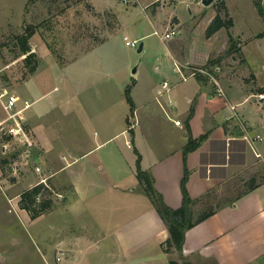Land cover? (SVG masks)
Listing matches in <instances>:
<instances>
[{
    "label": "rangeland",
    "instance_id": "374dc122",
    "mask_svg": "<svg viewBox=\"0 0 264 264\" xmlns=\"http://www.w3.org/2000/svg\"><path fill=\"white\" fill-rule=\"evenodd\" d=\"M216 15L224 21L231 18L233 25L207 37L206 28ZM29 25L36 28L29 38L34 56L26 61L19 36ZM169 27H176L177 33L164 38L162 34ZM262 31L264 0H213L210 5L201 0H0V89L18 95L20 105L24 100L31 102L25 115H33L49 150L46 155L34 141L32 147L8 138L0 142V264H55L61 248L67 251L68 264H163L167 259L162 252L179 262V253L163 250L164 240L157 244L156 232L150 234L149 248L144 252L139 247L121 251L114 237H99L97 232L80 245L79 254L72 250L75 235L69 237L72 246L63 243L70 233L63 228L67 217L64 208L75 194L56 171L59 161L55 158L66 147H77L84 134L92 138L102 133V125L95 117L89 118L101 106V85H109L112 96L125 103V87L137 79L144 95L151 76L176 84L179 73L172 51L189 56L191 62L184 68L192 75L212 76L221 82L226 74L242 79L254 90L260 84L264 87V35L258 36ZM124 36L135 39L137 45H126ZM34 63L36 69L31 73ZM252 71L261 83L254 81ZM4 116L0 105V120ZM121 118L112 131L123 126ZM25 124L34 140L27 118ZM157 125L152 130L160 135L163 125ZM259 135L264 137V131ZM113 141L111 145L136 154L134 148H127L122 135ZM42 177H47L53 189L54 203L32 219L19 206V195ZM139 186L136 197L146 201L147 194L141 183ZM225 190L213 189L192 208L198 211L219 206L227 199ZM229 190L226 192L231 197L240 189ZM98 198L100 204L109 195ZM107 203L109 208L115 206V201Z\"/></svg>",
    "mask_w": 264,
    "mask_h": 264
},
{
    "label": "crops",
    "instance_id": "0c3cea01",
    "mask_svg": "<svg viewBox=\"0 0 264 264\" xmlns=\"http://www.w3.org/2000/svg\"><path fill=\"white\" fill-rule=\"evenodd\" d=\"M171 55L179 76L169 92L158 99L157 90L167 79L151 76L148 94L144 95L137 79L131 87L134 110L130 114L125 92V103H121L112 96L109 85H101L98 90L101 106L89 118L95 117L102 125V133L92 138L84 134L77 147L68 146L55 155L56 162L59 161L56 171L75 194L64 208L67 217L63 228L70 233L63 243L72 246L69 237L75 235L72 250L79 254L80 245L97 232L99 237H114L121 251L139 247L144 252L149 248L151 233L159 235L157 244L169 236L149 197L146 196V201L136 197L140 187L136 177L137 155L111 145L122 135L127 148L138 150L141 168L152 174L155 188L169 206L177 208L182 203L185 163L189 170L186 187L196 201L193 206L213 189H226L227 199L214 206V213L186 230L182 253L189 261L264 264V137L255 138L264 131V97L259 98L260 94L264 96V87L260 84L254 90L242 79L224 74L221 82L214 77L225 92L220 95L212 76L199 74L197 78L184 68L191 62L188 55L174 51ZM253 74L254 81L261 83L257 74ZM120 116L123 126L112 131ZM26 118L33 141L48 155L33 115L27 114ZM157 124L163 125L160 135L152 130ZM188 134L193 138L206 137L187 154L185 161L183 149ZM250 186L253 188L245 191ZM229 188L240 190L230 197L226 192ZM104 194L109 198L99 204L98 197ZM108 200L115 201V206L109 208ZM112 221L116 223L111 225ZM108 223L111 227L106 226ZM162 254L167 259L163 264H170L169 255Z\"/></svg>",
    "mask_w": 264,
    "mask_h": 264
},
{
    "label": "trees",
    "instance_id": "16d2710c",
    "mask_svg": "<svg viewBox=\"0 0 264 264\" xmlns=\"http://www.w3.org/2000/svg\"><path fill=\"white\" fill-rule=\"evenodd\" d=\"M233 25V21L231 18L224 21L219 15H216L208 24L206 28V36L209 37L221 27H229ZM35 26L29 25L25 26V33L19 36V40L21 42V50L26 55V61H30L34 54L30 52L31 47L29 45V38L35 33ZM264 31L259 33L258 36H263ZM231 38V36H230ZM36 69V63H34L29 72H34ZM199 75V74H198ZM195 74L197 78L200 77ZM127 84L125 87V98L129 104V111L130 114H133L134 110V103L131 97V87L132 84ZM127 123L129 120L127 119ZM129 131L132 132L131 128ZM188 141L183 149L184 159L186 161L187 154L197 148L199 144L204 140L206 135H201L198 138H193L190 134ZM134 151L137 154L136 159V177L138 181L141 183L143 190L146 192L147 196L149 197L150 201L152 202L153 206L157 210L160 218L164 222L167 230L169 232V236L164 240L162 243L163 250L168 254H173L174 252L179 253V259L183 262V264H202V263H193L189 261L182 253L183 244L185 241V232L187 229L191 228L195 224L201 222L208 216L214 213V206H210L204 210L196 211L195 208H192L194 201L187 190L186 182L189 176V170L185 163L184 175L181 180V190H182V203L179 207L173 208L169 206L164 198L163 195L155 188L154 186V178L150 172L141 168V157L138 150L134 147ZM253 186L246 188V190H251ZM19 206L26 210L32 219L40 216L47 210L51 209L53 206V189L47 183L37 182L36 184L32 185L24 189L19 195ZM177 261L175 259H170V264H175ZM216 264V263H213Z\"/></svg>",
    "mask_w": 264,
    "mask_h": 264
},
{
    "label": "built area",
    "instance_id": "2783aa9c",
    "mask_svg": "<svg viewBox=\"0 0 264 264\" xmlns=\"http://www.w3.org/2000/svg\"><path fill=\"white\" fill-rule=\"evenodd\" d=\"M127 1V0H125ZM177 33L176 27H169L167 28L162 36L164 38H171ZM124 42L128 46H135L137 45V41L130 40L127 36H124ZM180 70V68L178 67ZM195 73V72H194ZM193 73V75H194ZM217 84V92L220 95H224L225 92L223 88L215 81ZM172 88V85L167 81H163L161 87L157 90V97L162 96V94L169 92ZM261 98L264 97L262 94L259 95ZM20 97L6 88L0 89V105L4 109L5 116L2 120H0V142L4 138H8L9 140H14L17 143L22 144L25 147H32L33 140L28 133L25 124V110H27L31 102L28 100H24L23 104L20 105ZM176 123H179L177 121ZM257 139H263L261 135H256ZM37 171H42L40 166H36L35 168ZM47 177H42L38 182H46ZM55 264H68L67 260V251L63 248L58 249L55 259Z\"/></svg>",
    "mask_w": 264,
    "mask_h": 264
},
{
    "label": "water",
    "instance_id": "95a60500",
    "mask_svg": "<svg viewBox=\"0 0 264 264\" xmlns=\"http://www.w3.org/2000/svg\"><path fill=\"white\" fill-rule=\"evenodd\" d=\"M201 2L204 5H210L213 2V0H201ZM142 46H143V44L141 43L139 45V47H138V51H141L142 50ZM133 71H135V69H133Z\"/></svg>",
    "mask_w": 264,
    "mask_h": 264
}]
</instances>
